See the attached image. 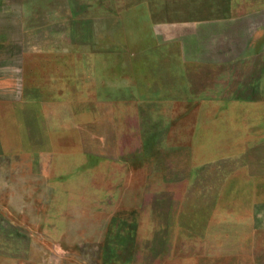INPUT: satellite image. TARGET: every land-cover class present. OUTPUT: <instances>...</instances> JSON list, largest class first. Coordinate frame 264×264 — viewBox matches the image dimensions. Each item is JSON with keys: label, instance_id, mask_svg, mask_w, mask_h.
Segmentation results:
<instances>
[{"label": "rangeland", "instance_id": "374dc122", "mask_svg": "<svg viewBox=\"0 0 264 264\" xmlns=\"http://www.w3.org/2000/svg\"><path fill=\"white\" fill-rule=\"evenodd\" d=\"M4 163L0 264H264V0H0Z\"/></svg>", "mask_w": 264, "mask_h": 264}, {"label": "crops", "instance_id": "0c3cea01", "mask_svg": "<svg viewBox=\"0 0 264 264\" xmlns=\"http://www.w3.org/2000/svg\"><path fill=\"white\" fill-rule=\"evenodd\" d=\"M7 100V99H6ZM145 103L144 104H153L154 101H152V97H145ZM135 104V103H134ZM18 153H21V152H18ZM7 155V154H6ZM39 169H41V165L39 163ZM48 168V167H47ZM0 220L3 218V220L5 221H8V175H9V171H8V164L7 163H4L3 165H0ZM11 216V220H14L16 223H18L19 219L18 218H15L12 214H10ZM245 217V221H246V224L245 225H250L252 227L251 224H248V222L250 223V221L252 220L254 223L258 222L260 218V216L257 214L255 216H252L254 219L252 218H249L247 215L244 216ZM257 225H255V236L257 235H260V236H264V230L263 229H258L256 228ZM1 228H0V254H6L9 252V247H13L11 246V244H9V239H8V235L7 233H4L3 234V239H2V232H1ZM231 237H235V235H231ZM244 237V236H243ZM240 239V238H238ZM241 242V239L238 240V243L237 241H233V244L230 245V252H233V253H238V252H245V248L243 245L242 242H244V240H242ZM199 244H197L198 246ZM247 247V246H246ZM197 251L199 252H203L202 248H197ZM247 251V250H246ZM198 252V253H199ZM231 264H263L257 260H249V261H243V260H236V261H233V263L231 262Z\"/></svg>", "mask_w": 264, "mask_h": 264}]
</instances>
